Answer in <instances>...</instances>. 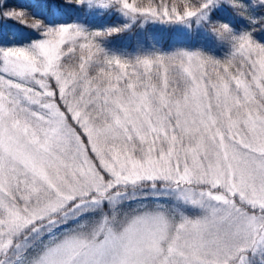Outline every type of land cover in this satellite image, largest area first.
I'll return each instance as SVG.
<instances>
[{"label": "snow or ice", "instance_id": "obj_1", "mask_svg": "<svg viewBox=\"0 0 264 264\" xmlns=\"http://www.w3.org/2000/svg\"><path fill=\"white\" fill-rule=\"evenodd\" d=\"M0 264H264V0H0Z\"/></svg>", "mask_w": 264, "mask_h": 264}, {"label": "trees", "instance_id": "obj_2", "mask_svg": "<svg viewBox=\"0 0 264 264\" xmlns=\"http://www.w3.org/2000/svg\"><path fill=\"white\" fill-rule=\"evenodd\" d=\"M11 2H12V3H16V2H18V0H11Z\"/></svg>", "mask_w": 264, "mask_h": 264}]
</instances>
